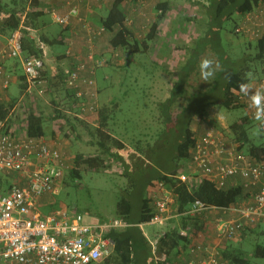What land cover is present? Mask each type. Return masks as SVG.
Listing matches in <instances>:
<instances>
[{
  "label": "trees",
  "instance_id": "1",
  "mask_svg": "<svg viewBox=\"0 0 264 264\" xmlns=\"http://www.w3.org/2000/svg\"><path fill=\"white\" fill-rule=\"evenodd\" d=\"M46 1L48 0H10L8 2L6 0H0V36L9 38L14 31L21 28L23 33V53L27 57L43 58L42 50L37 46L36 37L31 35V31L33 30L40 33V37L38 38L47 46L62 45L63 43L62 37L61 39L59 37L53 38L38 31L40 30V24L45 23L44 18L46 17V13L42 9V6ZM151 1L153 0H113L110 10L102 19L101 26H99L103 27L105 31L101 36H96L94 39V41H97L100 37L107 36L109 47L112 50V56L110 55L111 57L107 59L97 58L94 53L95 61H97L94 75L97 93L98 83L96 75L98 68L109 67L105 64L109 63V60L112 59H116L118 65L120 62H126L128 64L127 62L131 59L130 55L147 54L151 49V45L157 41L160 24L165 20L171 8L169 1L157 0L155 9H153L151 15L148 13L141 14L145 22L143 29H148L147 33L139 31L136 21L133 18L139 11V8L144 9L148 5L147 3ZM212 1L208 0V7H212ZM127 3L129 4V12L125 8L127 7ZM260 5H264V0H218L214 10L217 15L216 19L229 20L238 16L240 21L241 16L247 17L248 15H252L251 13ZM208 7L206 8L205 15H209ZM154 12L155 14L153 15ZM239 27L237 26L233 30V33L237 36H240L237 32ZM204 33L202 30L197 39L181 47L186 54V60L179 65L177 71L174 73L176 82L172 86L170 97L160 105L162 107L166 106L168 109L166 113L167 117L163 116L168 125L153 134L155 141L152 145L150 141L145 145L141 141H138L134 145L128 140V143H130L129 146L134 149L130 163H127L126 159L119 152L127 148L126 142L129 135L127 133L125 136H122V134L115 130L116 125H126L127 128H130L129 124L131 120L124 122L117 115L120 105L113 101V106L105 105L100 107L98 93L97 118L95 119V124H98V126L92 128L90 124H95L78 117L80 111L79 109H75L83 100L89 102L90 97L87 96L84 99H77L75 93L67 89L65 85L66 76L62 71L54 77L56 78L55 81H58L57 85L61 82L64 86L66 98L69 102L68 104H70V110L64 111L57 107L53 119L61 120L73 129H76V125L85 129L84 131L90 137V145L98 151V155L88 158H85L83 155H77L74 166L67 171L65 170L63 177L64 184H66L68 178L72 180L82 179V173L79 169L82 165L95 170L96 173L105 168L108 160L116 161L119 165L123 166L124 172L122 177L127 180L128 184L118 190L120 194L118 195L114 215L110 218H100L98 220L104 222L111 219H119L129 224V227L125 230L114 231L109 235L115 243L113 251L119 260L118 264H142L149 258L153 259L151 264H165L170 261L171 257H180L186 254L189 252V248L191 252L195 235L201 229L208 228L207 225L201 227L202 217L208 216L210 213H216L218 217L213 221V224H216L217 219H233L236 215L227 212V210L240 205L245 197L250 194L248 188L253 187L246 186L240 179H235L229 182L226 187L219 188L215 183L207 179H201L199 186L190 191L185 184H182L177 179V176L184 171L185 163L190 161L192 149L198 139L191 128L192 120H196V117L205 119L207 116L205 110L213 105H221L228 110L243 107L242 105L236 104L241 93L240 84L242 82L251 84L253 80L249 81L245 79V73L252 72L254 79L264 77V35H262L256 39L255 43L249 40L246 43L247 45L245 44L246 48H255L256 53L250 58L246 55L245 62H242V64L233 63L234 65L238 64L235 66L237 69L230 73L228 79L223 84L221 98L211 102H200L202 106L191 114L186 124L184 126L182 124L181 127L180 113L182 110L179 111L178 115L173 112L174 110L172 111L176 103H178L181 97H184L185 101L190 104L194 98H199L196 96H199L204 91L206 93L214 92L221 85L220 80L223 72L228 69L225 64V58H221L219 54L216 55L214 53V47H209L211 53L208 54L205 48L201 46L204 41ZM209 38L210 36H207L208 41ZM207 56H212L211 60L216 58V63L220 65V70L216 71L214 78L208 81H201L200 84L191 87L190 84L194 80L192 78L194 76L193 74L199 70L198 65L200 59L202 57L209 59ZM187 66L190 68L187 69ZM224 66L226 67L224 68ZM115 68L119 70L115 66H112L111 69ZM42 78L48 81V71L42 73ZM195 80L197 83V78ZM55 81L50 80L48 82V85H46L47 93L51 94L53 92L56 86ZM179 87L182 88L181 91H177ZM26 88L27 85L25 83V77L23 76L21 83L22 94ZM189 92H191V95L188 94ZM17 100L11 99L10 101H4L3 99L0 101V124L6 122L5 130L7 132H11L13 127V121L10 117ZM33 101L34 98L31 99L29 97L24 101V107L27 110V116H25L26 128L24 129L28 137L45 139L46 119L38 112ZM173 104L175 105L173 106ZM251 124L252 119L248 115L234 122L230 126L229 141H226L234 143L238 147L237 149L248 155L253 162L263 163L264 140L261 143H257L256 137L253 138L250 136ZM210 129H213L219 134L214 128ZM76 133V136H79L78 132ZM6 180L9 182L5 176L0 175V188ZM155 182H163L174 191L175 205L171 209V218L164 226H161L162 230L158 233V242L154 249L152 243L148 241L142 231L141 226L149 223L155 214L153 201L150 196V188ZM3 191V189H0V193H3ZM196 201L202 202L211 211L204 212L201 216H191L189 211L192 204ZM216 211H220V213ZM259 226L260 224L252 226L251 228L256 229ZM251 228H246L240 238L253 234L254 229ZM182 231H187L188 235H181ZM248 238L243 243L249 242L250 239ZM238 240L224 247H220V263L257 264L253 262L254 259L264 258V245L261 242H254L249 248H245L242 247L243 243H238ZM161 255L165 256L164 262L160 259H155Z\"/></svg>",
  "mask_w": 264,
  "mask_h": 264
},
{
  "label": "built area",
  "instance_id": "2",
  "mask_svg": "<svg viewBox=\"0 0 264 264\" xmlns=\"http://www.w3.org/2000/svg\"><path fill=\"white\" fill-rule=\"evenodd\" d=\"M85 1L67 0L66 14L53 13L52 17L64 28L71 25L72 19H76L88 35L87 43L93 46L95 37L101 36L105 29L93 27L81 16V5ZM254 19L253 15H248L245 25L237 29V32L250 34L251 28L248 24L254 23ZM252 34H258V30ZM256 37H260V33ZM36 39L43 58L24 55L21 28L11 34L5 46L0 47V101L4 99L3 94L7 93L11 85L3 62L20 61L27 85L13 112L21 102L25 104L27 97L32 99L46 94L47 86L42 73L45 70L47 45L39 38ZM96 63L91 48L85 61L68 71L65 77L67 89L75 93L77 99L90 97L89 102L83 100L75 109L80 111L78 117L92 124H95L98 109L94 78ZM258 87L264 88V80ZM236 104L247 108L253 117L254 110L249 108L247 96L240 93ZM5 128L6 122L1 123L0 175L5 176L9 182L4 181L0 188L4 190L0 193V264H94L104 260L115 247L109 235L114 231L125 230L129 224L119 219L88 223L75 208L68 209L67 212L56 209L50 215L44 216L38 209V201L46 194L58 193L67 169L65 156L45 139L28 137L25 131L7 132ZM226 140L213 129L206 131L197 139L192 149V157L185 163V169L177 179L190 191L199 186L201 179H207L219 188L226 187L235 179L244 181L246 186L255 187L261 184L264 180V162H253L234 143ZM150 196L155 214L145 225L164 226L171 218V209L175 205L174 191L163 182H155L150 188ZM208 211L211 210L202 202L196 201L189 214L196 217ZM227 212L235 214L236 217L230 220L217 219V244L192 245L191 253L203 256L199 264H222L219 250L222 244L236 241L246 228L264 223V188L251 201L234 206ZM181 235L187 236V231H182ZM158 237L157 241L152 242L154 249Z\"/></svg>",
  "mask_w": 264,
  "mask_h": 264
},
{
  "label": "rangeland",
  "instance_id": "3",
  "mask_svg": "<svg viewBox=\"0 0 264 264\" xmlns=\"http://www.w3.org/2000/svg\"><path fill=\"white\" fill-rule=\"evenodd\" d=\"M168 1L171 3V9L176 8L175 4L185 3V0ZM189 1H193L194 3H198L199 5L202 4V1L208 2V0ZM212 2L213 5L212 7H208L209 15H207L203 26L196 27L192 24L193 26L190 27V25L185 23L184 16L177 17L174 12H170L168 15L167 23L165 24L166 27L163 26V33L161 34V36H159V41L177 44V48H180L187 42L192 43L199 36V32L196 30L202 29L203 32H205V35L203 37L204 41L201 46L205 48V51L208 54L211 53L209 51V47H214V53H216V55L219 54L221 58H225V64L228 67V69L222 74L223 76L220 80L221 85L217 87L214 92L206 93L204 91L199 96H196L199 98H194L193 102L190 104L185 101L184 97H181V99L178 101V103H176V105L173 104V106H175L172 108V111L174 110L173 112L175 114L178 115L179 111L182 110V112L180 113L181 127L182 124L183 126L186 124V121L190 118L191 114L196 112L202 106L200 102H211L213 100L221 98V94L223 92V84L228 79L230 73L234 72L237 69V67L235 66L238 64L234 65L233 63L236 62L242 64V62H245L246 55L248 56V58H250L251 56H253V54L256 53L255 48H246L245 42L248 39L255 43L256 39L259 38L256 37V35L260 33V36H262V30L260 28V25H255L254 27H252L251 22L248 24V27L251 28L250 34L241 31V33H239L240 36L235 35L233 33V30L236 29L237 26H240L238 16H235L229 20H219L218 18L216 19L217 15L214 10V7L216 6L218 0H213ZM150 6L151 9H148V7ZM150 6L146 5L144 9L139 8V11L133 17L136 21L139 31H141L142 33H147L148 29H143V25L145 24V22L144 17L141 14L148 13L149 15H151L155 7L153 8L152 4ZM198 10L200 11L199 8ZM106 13L107 11H105V14ZM201 13H205V11ZM48 23V30L59 34L61 33V31H64V27L57 24L51 16L50 20H48ZM51 23L54 24H52L51 26ZM197 23L200 24L201 22ZM242 24L243 25H241L238 29H241V27L245 25V20L242 22ZM178 25L180 26V28H178ZM257 30L258 34H252L253 31ZM34 35L37 38L40 37V33H35ZM207 36H210L209 41L207 40ZM101 38L102 41L104 40V50L107 52L110 49L108 40L104 36L100 37V39ZM86 44L88 47L89 45L87 42ZM151 46H153L154 48V51L151 55H134V59L128 62V67L126 66L124 70L118 73L125 74L127 72L129 76H131L130 83H132V87L129 85V83H122L119 84V86L117 87L115 84V80H113L112 77H110L111 79L104 78L103 74L111 73L112 66L119 67L116 59L109 60V63L105 64L109 67L105 66L104 68L97 69L98 75H100L98 88L100 107L105 105L113 106L112 103L113 101H115L120 105V109L119 112H117V115L121 118V120L124 122L131 120V123L129 124L130 128H127L126 125L115 126V130L118 131V133L122 134V136H125V134L127 133L129 135L126 142L127 148L119 151L120 154L129 161V163L131 162V157L134 154V149L129 146L130 143H128V140H130L131 144L134 145H136L138 141H141L144 145L148 141H150L152 145L155 141L153 134L157 130H160L161 128L168 125L167 121H165V119L163 118V116L167 117L166 113L168 112V109L166 106L162 107L160 105L166 101L165 97L167 95L168 89L171 91L174 82H176V77L174 73L177 71L179 65H181L186 60V54L181 49L178 51V53H176L175 56V59H177L178 63L173 66H171L169 61L162 63V58L158 55V50H155L156 46H154L153 44ZM59 48L62 52L67 53V47L60 46ZM88 49L90 50V46ZM165 52L166 50L160 51V54H164ZM109 55L112 56V53ZM96 56L100 57V55ZM114 56L117 57L116 55ZM47 58L48 56H46V59ZM211 58L212 56L209 57L210 60ZM14 61L20 63V61L18 60ZM213 61L216 62V58ZM77 65H74L70 68H64V75L66 76V73L68 71L73 70L75 67H77ZM225 67L226 66H224V68ZM189 68L190 67L187 66V69ZM164 70H168V73H166ZM164 73V76L169 82L168 88L166 86L164 88V92L160 89L158 90L159 92L157 91V93L151 92L150 87L151 84H153L152 82L154 78L158 79V77L160 75H163ZM114 74H116L115 71L111 73V75ZM193 75L194 76L192 78H194V80L192 79L193 81L190 84L191 87H195L196 85L200 84L201 81H203L201 79L199 70ZM132 77H134V83L132 81ZM196 78L198 80L197 83L195 80ZM256 80L262 82L264 80V77L256 78ZM172 81L174 82L172 83ZM57 82V80L54 82L56 86L54 87L53 92L51 94L47 93L46 91V94L44 96H35L33 102L38 112L41 113L46 119L45 141L48 142L50 145H53L58 148L65 156V159L67 160L66 163L68 166V168L66 169L67 171L69 168H72L74 166V162L77 155H83L85 158H88L98 155V151L90 145V137L88 136V133L84 131L85 129H83L79 125H76V129H73L67 123H63L61 120L53 119L55 114L54 112L56 111L57 107L64 111L70 110V104H68L69 102L66 98L67 96L64 86L61 82H59L57 85ZM157 82L158 85L166 84L163 81ZM252 88L255 89L259 87L257 85H254L252 86ZM181 89L182 88L179 87L177 88V91H181ZM11 90L16 91L15 87H11ZM190 90L193 91L191 88ZM6 94L7 93L3 94V97L4 95L7 97L4 99V101H10L12 98L8 97ZM188 94L191 95V92H189ZM0 95H2V91H0ZM17 99L18 103V101L20 100V96ZM205 113L207 114L205 119H200L196 117V120H192L193 122L191 123V128L196 134V138L201 137V132L203 134L210 128H214L215 130H217L221 137L229 141V136L231 132L230 126L234 122L241 120L242 117H245L247 115L250 116L252 119L251 128L255 125L253 117L249 114L248 109L245 107H240L235 110H228L221 105H213L208 107L205 110ZM25 116H27V110L24 107V103L21 102L20 105L15 109V112H12L10 119L13 122L19 120L21 121V119ZM70 119L73 120L72 118ZM90 126L93 128L98 126V124H90ZM76 132H78L79 136H76ZM132 137L134 138L132 139ZM263 140L264 135H261L259 138H256L257 143H261ZM79 169L82 173V179L72 180L71 178H68L66 180V184H64L63 180V184L60 187L58 193L55 195L49 194L54 199L56 207H65L68 209L75 208L78 213L82 214L85 217L88 223L98 221L100 218L113 217L118 202V195L120 194L118 193V190L124 188L128 184L127 180L122 177V174L124 172L123 166L119 165L116 161L108 160L105 164V168H103L97 173L95 172V170L89 169L84 165H82V167H80ZM208 217V220L210 219L212 222L211 224H208V226L212 229L213 221H215L218 215L216 213H212L208 215ZM260 225L262 226L263 230H259L258 233H253L249 235L250 237L247 236L249 237L248 239H250V241L244 242L242 247L249 248L254 242H261L264 245V223L261 222ZM144 229L147 232H150L152 229L158 230L159 227L153 225H145ZM209 243L205 244H207L208 246H212L209 245ZM230 243L232 242H228L227 245ZM253 262L257 264H264V258L254 259Z\"/></svg>",
  "mask_w": 264,
  "mask_h": 264
},
{
  "label": "crops",
  "instance_id": "4",
  "mask_svg": "<svg viewBox=\"0 0 264 264\" xmlns=\"http://www.w3.org/2000/svg\"><path fill=\"white\" fill-rule=\"evenodd\" d=\"M6 1L8 2L10 0H6ZM166 1H168V0H166ZM155 2H156V0H153L147 4H148V6H150L152 4V6L154 8L156 5ZM112 3H113V0H106L105 2L104 1L98 2L96 0H86L81 5V16L83 18L87 19V21H89L93 25V27L98 28V26H101V24H102V19L106 16L108 11L110 10ZM208 6H209V2L202 1V4L199 5L198 3H194L193 1H189V0H185V3H183V4H175V7H176L175 9H171L172 7L170 4L171 8L165 17V20L160 24L158 34H157L158 35L157 41L153 44L154 46H156L155 50H158V52H159V54L158 53L157 54L162 58V63L169 61L171 66L178 63L177 59H175V56H176V53H178V51L181 50V47L177 48V44L159 41V39H160L159 36H161V34L163 33V30H164V27H166L165 24L167 23L169 13L174 12L175 15H177V17L178 16H180V17L184 16L185 17V23L190 25V27H192L193 25H195L197 27V26L203 25L204 20L206 19L207 15H205V13H201V12L206 11V8ZM125 8L129 12V4L128 3H127V7H125ZM198 8L200 9V11L198 10ZM42 9L46 13L47 20L45 18V23L40 24L41 25L40 30H38V31L42 32L43 34H46L47 36H52L53 38L59 37V39H61V37H62V40H63L62 45L47 46L48 58L45 60V70L44 71H48V73H49L48 81L46 80V85H48V82L50 80L55 81L54 77L57 74H59L61 71L64 72V68H66V67L70 68L74 65H77V64L83 62V60L87 57L88 52L90 50L88 49L89 46L87 47V44H86L88 35L84 31L82 25L76 19H72L71 25L67 28H64V31H61L60 34L54 33L53 31L48 30V28H47V26L49 25L48 20H50V16L52 17L53 13L66 14V12L68 11V8L66 5V0H48L42 6ZM148 9H151V6L148 7ZM105 11H107L106 14H105ZM154 14H155V12L153 13V15ZM251 14L255 17L254 23L251 24L252 27H254L255 25H260V28L262 30L261 34L264 35V5H260L259 7H257ZM246 18L247 17L241 16V18H240L241 19L240 20L241 25H243L242 22ZM197 22H201V23L199 24ZM52 24H54V23H51V26H52ZM178 28H180L179 25H178ZM196 31H198L200 34L202 32V29H198ZM35 33H38V32H36L35 30L31 31V35L33 37H36L34 35ZM105 37H107V36H105ZM7 41H8V37L0 36V47L5 46L7 44ZM103 41H102V38L97 39V41L95 40L94 41L95 43L93 44V46H90V49L92 48L96 55H100V57L97 56V58L107 59V58L111 57L109 54H111L112 50L109 49L106 52L104 50ZM248 41L249 40L247 39L245 44L248 43ZM187 43H185V44H187ZM60 46L67 47V53L62 52L59 48ZM164 50H166V52L164 54L163 53L160 54V51H164ZM153 51H154V48H153V46H151V49L147 54L151 55ZM130 57H131L130 61L134 59V56L130 55ZM2 65L5 68L6 75L9 76L11 79V82H12L11 87H15V89H16V91H14V90H11V87H10V89L7 91L6 95L12 99H17L20 96V99H21L23 97V94L21 92V83H22V77H23V69H22L21 63H18L17 61H14V60H8V61L3 62ZM126 66H127L126 62L125 63L120 62L119 67H118L119 70L116 68L111 69L112 70L111 73L113 71H115L116 74L111 75V73H104L103 76L105 79H111L110 77H112V79L115 80V84L117 87L119 86V84H122V83H129V85L132 87L133 85H132V83H130L131 82V76H129V74L127 72L125 74H122V73L118 74L120 71L124 70L126 68ZM164 71L166 73H168V70H164ZM164 75H165V73L163 75H160L158 77V79L154 78V80L152 82L153 84H151V87H150L151 92L157 93V91L159 89L164 92V88L166 86L168 88L169 82ZM99 77H100V75H98V72H97L96 80L98 83V88H99V80H100ZM133 79H134V77H132V81L134 83ZM135 81H136V79H135ZM157 81H159V82L163 81L166 84L165 85H158ZM173 82L174 81H172V83ZM251 85L252 86H254V85L258 86V85H260V82L256 79H254L251 81ZM169 97H170V90L168 89V92H167V95L165 98L167 99ZM5 98H7V97L4 95V99ZM25 125H26V122H25V119L23 117L21 119V121L19 120V121L13 122L12 130L16 131L17 133H21V132L25 131V129H24ZM204 134L205 133L202 134V132H201V136H203ZM126 161H127V163H129V161L127 159H126ZM263 188H264V180L261 182V184H258L255 187L248 188L250 190L249 191L250 194L247 197H245L243 202L251 201L255 197V195L258 194ZM38 209L40 210V212L44 216L50 215L56 209L57 210H63L64 212H67V210H68V208H65V207L57 208L55 205L54 199L49 194L48 195L46 194L43 197H41V199H39ZM216 212L220 213V211H216ZM202 218L203 219L201 221V227H203V225L204 226L207 225L208 228L201 229L197 233V235H195V238L193 240L192 245H195L198 243H204L205 244V243L210 242L209 245L214 246L215 244H217L216 224H213V227L211 229L208 226V224L212 223L210 219L208 220L209 217L204 216ZM144 227H142V231L144 232L148 241L151 243L157 241L158 233L162 230L161 227H159L158 230L152 229L150 232H147L144 229ZM249 228H251V227H249ZM251 229H254V228H251ZM259 230H263L261 225L258 228L254 229V233H258ZM247 236H249V235H245L243 238H239L238 243H243V241H245L248 238ZM226 245H227V243L222 244L220 247H224ZM220 247H219V250H220ZM141 256H144V255H141ZM202 257L203 256H201V255L196 256V255L192 254L190 252V248H189V252L181 255L180 257H171L170 261L166 262L165 264H189L190 262H194L195 264H199V261ZM155 259H157V260L160 259V260H162V262H164L165 256H162V255L157 256ZM152 261H153V259L149 258L146 262H144L142 264H151ZM118 263H119V260L116 258V255H115L114 251L112 250L111 252H109V255L104 260L98 262L97 264H118Z\"/></svg>",
  "mask_w": 264,
  "mask_h": 264
},
{
  "label": "clouds",
  "instance_id": "5",
  "mask_svg": "<svg viewBox=\"0 0 264 264\" xmlns=\"http://www.w3.org/2000/svg\"><path fill=\"white\" fill-rule=\"evenodd\" d=\"M200 76L203 81L214 78L216 71L220 70V65L213 60L202 57L199 61ZM245 79L251 81L254 79L252 72L245 73ZM240 91L248 97L249 108L254 110L253 119L255 125L250 130V136L259 138L264 135V88H252L250 83H241Z\"/></svg>",
  "mask_w": 264,
  "mask_h": 264
}]
</instances>
